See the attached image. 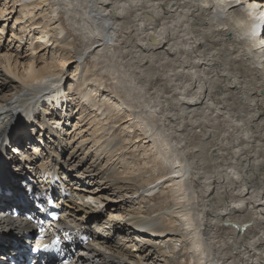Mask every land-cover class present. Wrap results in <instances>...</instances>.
<instances>
[{
	"label": "bare ground",
	"instance_id": "obj_1",
	"mask_svg": "<svg viewBox=\"0 0 264 264\" xmlns=\"http://www.w3.org/2000/svg\"><path fill=\"white\" fill-rule=\"evenodd\" d=\"M0 1V19H15V25L26 23L20 33L14 31L10 37L18 42V48L24 37L41 29V33L27 39L31 53L26 62H18L11 48L0 49V85L5 82L0 87L1 208L15 200L14 195L5 193V185L11 181L4 178L7 173L2 170L5 162L1 157L5 153L12 163L20 160L21 166L23 160L7 154L4 146L24 131L39 130V134L47 128L44 140H48L52 163L48 167L32 163L43 173L48 187L58 180L70 195L61 196L66 201L67 214L62 225L71 232L69 247L77 251L74 264H172L171 260L180 258L187 262L188 254L194 261L191 264H264V0ZM10 1L13 4L7 5ZM18 3L22 8L19 15L15 10ZM60 10H64L62 16ZM64 16L72 27L70 34L63 24ZM5 30L0 27V33ZM76 36L81 40L73 55ZM58 42L65 56L47 57L49 46ZM76 57V71L86 58H91L95 67L107 63L100 69H106L109 75L119 73L122 64H115L118 60L139 69L145 88L160 90L167 98L162 102L166 131H154L153 115L134 109L136 87L131 79L121 81L125 83L124 88L119 86L121 90L114 86L118 90L112 97L99 93V87L81 89L80 105L88 103L95 109L92 135L96 144L86 147L87 138L82 136L75 141V137L84 135L79 119L74 125L79 130L67 141L52 119L51 109L54 102L62 107V112L57 113L60 116L70 109L71 94L62 82L66 63ZM18 63L23 65L22 70ZM86 75H82L81 86L91 84L89 81L101 83L97 77ZM125 105L130 108L126 122H138L140 134L147 138L138 153L149 158L151 151L152 158L144 165L152 171L140 175L146 183L143 186L135 187L138 176L133 173L141 169L134 164L135 156L120 155L119 162H113L122 141L115 142L116 135L106 139L102 135L115 127H107L112 111L121 114ZM147 107L149 104L144 109ZM18 112L20 115H16ZM232 131L237 136L235 144L227 142L230 136L226 132ZM38 146L35 149L40 150ZM94 146L95 153L86 157ZM216 146V155L210 153ZM26 158L32 159L30 154ZM25 164L20 168L24 173L32 169ZM141 187L146 192L142 199L152 200L159 187L169 188L167 192L174 203L167 198L165 207L156 209L155 214L149 208H115L117 201L139 193ZM11 190L19 197L20 189L17 193ZM107 204L109 208L113 206L112 212L105 209ZM129 219L132 226L122 224ZM133 230L140 231L141 237H129ZM115 235L135 240L116 242ZM5 238L16 237L8 232ZM137 238L151 252L141 251Z\"/></svg>",
	"mask_w": 264,
	"mask_h": 264
},
{
	"label": "rangeland",
	"instance_id": "obj_2",
	"mask_svg": "<svg viewBox=\"0 0 264 264\" xmlns=\"http://www.w3.org/2000/svg\"><path fill=\"white\" fill-rule=\"evenodd\" d=\"M1 2V1H0ZM3 2H5V0L3 1ZM10 3H12V1H10V2H7L6 4L7 5H9ZM13 4V3H12ZM22 8H21V5H20V3H18V4H15V10L17 11L18 10V14L17 15H19L20 14V10H21ZM60 11H62V12H60V16H62V14H63V11L64 10H60ZM15 13V15H16V12H14ZM6 18H3V19H0V27H4V28H6V30H5V32H1L0 33V35L3 37H0V49H4V51H5V49L8 47L9 49L11 48L12 49V54H13V56H15L16 55V58H17V60H18V62H20V63H23V61H25L26 60V58H28L29 57V55H30V53H31V51L29 50L30 49V47H29V44H30V42H29V40H27V39H29L30 38V36L33 34V36L35 37V35L34 34H37V33H41L40 32V30L41 29H39L38 31H36V32H32V33H29L28 35H27V37H24L22 40H21V46H19V48H18V42L17 41H11V39H10V37L12 36V32H14V31H16V32H18V33H20L21 32V30H22V27L23 26H25V24L26 23H24V24H22V25H20V24H17V25H15V19L13 20H10V21H7V20H5ZM62 20H63V24L65 25V27L67 28V30H68V34H70V31H69V29H72V27L71 26H69L68 25V22H66L65 21V16L64 17H62ZM72 34H73V36L75 37V31H72L71 32ZM72 37H70V39H71ZM80 37H77L76 36V39H75V49H73V55L74 54H76L77 52V50L79 49V44H80V40L81 39H79ZM10 41H11V45H10ZM35 41H37V37H36V40ZM6 47V48H5ZM51 49V52H50V54H48L47 55V57L48 56H50V57H52L53 55L55 56V59H57V58H60V57H63V56H65L64 55V53L66 52L64 49H62V44H59V42L58 43H55V44H51L50 46H49ZM68 48V47H67ZM41 54H42V52H41ZM115 59V58H114ZM26 61H28V60H26ZM25 61V62H26ZM78 57H76V58H73V59H70V61L69 62H67L66 63V68H65V71H66V74L64 75V81L62 82L63 83V87H65L66 89H67V91L66 92H68L69 94H71L70 95V101L68 102V103H70L69 104V108L70 109H68V111L66 112V111H64V112H66V115H64V114H61V116H60V114L58 115L57 113H61L62 112V107L61 108H59L58 106H57V103L56 102H54L55 103V106L53 105V107H52V109H51V113H52V115H53V120L58 124V126L62 129V131H63V136L67 139V141H70L69 139L71 138V136H73V134L74 133H76L79 129H78V127H76V126H74V125H76L77 123H78V121L80 120H82V123H81V125L79 126V127H81V130H84V135H85V137H84V135L83 134H80L78 137H75V141H77V139L79 138V137H81L82 136V139H85V138H87V144H86V147H88L89 148V146H92V145H95L96 143H94V136L92 135V132L95 130L94 129V127H93V125L96 123V118L94 117L95 115V109H93V108H89L88 107V103H86V105H84V107H82L80 104L81 103H79V102H81L80 101V95H81V89H83V88H87L88 86H89V88L91 87V86H94L93 88H97L98 89V87H99V89L100 90H98V92L99 93H104V94H108L109 93V96H114L115 94H116V91H114V90H118V88H119V90H121V88L120 87H122V88H124L123 86L125 85V83L124 82H126L127 80H131V79H134V80H131L132 82H131V84L134 86V87H136L134 90H133V93L135 94L134 96L136 97V99H135V101H133V103H134V105H135V107H134V109L136 110V111H140V113L141 114H145V115H149V116H152L153 115V117H154V119H155V121H156V116H157V119H158V122L160 123H158V122H155L154 121V123H151L153 126H155V129H154V131H156V132H160L161 130H163L162 128H164V130L166 131V129H167V127L165 126V127H163L164 126V123H163V118L165 117V113L163 112L164 111V107H165V104H162V102H164L167 98L165 97V95L162 93V92H160V90H156L155 88V91H152V89L153 88H151L150 86H148V88H147V86H146V88H145V85H143L142 84V81H143V77H139V69H137V68H130L129 67V63H124L122 60H118V62L117 63H115V64H122V66L119 68V73H117V74H114V75H109L108 73H106V69H100V68H102L104 65H106L107 63H100L99 64V66L98 67H95L93 64H92V60H91V58H86V60L84 61V63H83V66L81 67H79V69L76 71V69H77V64H78ZM14 63V62H13ZM20 63H18L20 66H21V64ZM123 65L125 66V67H123ZM23 66V65H22ZM22 66L20 67V70H22ZM127 67H128V69H127ZM88 69V70H87ZM133 69V70H132ZM86 70H87V72H86ZM131 70V71H130ZM126 71H128V72H126ZM130 71V72H129ZM100 72H102V74H103V76L102 75H100L99 73ZM135 72V73H134ZM87 74L86 75V77H92V78H98V79H100L101 80V85L100 84H98V82L97 83H95V82H91V81H89V83H91V84H88V85H84V86H81V84L83 83V77H82V75L83 74ZM74 75H76L75 77H74ZM81 75V78H79V76ZM127 75H131L130 77H125L124 78V76H127ZM135 75V76H134ZM138 76V77H137ZM137 77V78H136ZM139 78V79H138ZM120 79V80H119ZM122 79V80H121ZM124 79V80H123ZM139 80V81H138ZM2 81V80H1ZM121 81H124V82H121ZM135 82V83H134ZM137 83V84H136ZM4 84H5V82H1V85H0V87L2 88L3 86H4ZM115 84V85H114ZM124 84V85H123ZM136 85V86H135ZM114 86H116V87H118V88H116V87H114ZM120 86V87H119ZM140 86H142V88L140 87ZM139 88V89H138ZM4 89H6V87L4 88ZM153 89V90H154ZM86 90V89H85ZM80 91V92H79ZM137 91V92H136ZM152 92V93H151ZM155 92H157V93H155ZM120 94H123L122 92H119ZM139 94V95H137V94ZM143 93V94H142ZM145 93V94H144ZM150 93V94H149ZM160 93H162L163 95H164V97H163V95H161ZM152 95V96H151ZM155 95V96H154ZM157 95V96H156ZM160 95V96H159ZM98 96V94L97 95H95V97H96V99H97V101H98V99H99V96ZM138 96V97H137ZM140 97V98H139ZM153 97V98H152ZM102 98V97H101ZM139 98V99H138ZM144 98V99H143ZM147 98V99H146ZM150 98V99H149ZM161 100H160V99ZM113 99H115V97H113ZM137 99H138V101H137ZM149 99V100H148ZM144 100V101H143ZM72 101V102H71ZM100 101H102V100H100ZM145 102V103H144ZM79 103V104H78ZM137 103V104H136ZM142 103V104H141ZM147 103V104H146ZM141 104V105H140ZM149 104V108L147 107V108H145L144 109V106H146V105H148ZM44 105V104H43ZM138 105V106H137ZM152 105V106H151ZM163 105V106H162ZM51 106V105H50ZM137 106V107H136ZM143 106V107H142ZM161 106V107H160ZM138 107H139V109H138ZM21 109L22 108H20V111H21ZM85 109V110H84ZM92 109V110H91ZM153 109H155L156 111H154ZM65 110H67V108H65ZM130 110V108L129 107H127L126 105L124 106V108L121 110V114H119V113H117L116 111H112V114H113V117H111L110 118V120H109V124L107 125V127L108 126H115L113 129L111 128V130H110V132L108 133V132H106V133H102V135L103 136H106V137H104L103 139H106L107 137H115V135H116V138H115V142L116 141H118V140H121L122 142H119V143H121V144H123V145H117V148H116V151L114 152V155L116 156H113V159H112V161L113 162H116V163H118L119 162V160H118V157L120 156V155H122V156H125V157H132L131 155H134L135 156V159L133 158V160H134V164H136V168L138 167V168H141L140 170H138V171H136L135 173H133V174H135L136 175V173H137V183H136V185H135V187L137 186V184L138 185H140V184H142V186L143 185H145L146 183H143V181H142V177L140 176L142 173H145L146 171H149V172H151L152 170L150 169V167H148L147 165L145 166L144 165V163H145V160H147V159H150L151 160V151H149L148 152V156H149V158H147V157H144L143 158V156L140 154V153H138L139 151H141L142 150V145L144 144V141L147 139L146 137H145V135L144 134H140L141 133V130H140V125H139V123L138 122H135V124H134V121L133 120H129L128 122H126L127 121V119H128V117H127V113H128V111ZM153 112H152V111ZM83 111V112H82ZM82 112V113H81ZM149 112V113H148ZM20 113L21 112H18L16 115H20ZM148 113V114H147ZM109 114V113H108ZM107 114V115H108ZM157 114V115H156ZM162 116H160V115ZM68 115V117H63V116H67ZM81 116V117H80ZM110 116V115H109ZM159 116V117H158ZM93 117V118H92ZM56 118H62V119H57V120H55ZM68 118V119H67ZM115 118H117V119H115ZM160 118V119H159ZM169 118V117H168ZM79 119V120H78ZM39 120L41 121V118H39ZM114 121H116V124L114 123ZM161 121V122H160ZM77 122V123H76ZM95 122V123H94ZM13 123H15V122H13ZM91 123H93V124H91ZM138 123V124H137ZM155 124V125H154ZM159 126H158V125ZM137 125H139V126H137ZM157 125V126H156ZM161 125V126H160ZM166 125V124H165ZM225 126V125H224ZM223 126V127H224ZM73 127H74V129H73ZM91 127H93V128H91ZM223 127H221L220 128V130L219 131H222V129H223ZM78 129V130H77ZM159 129V130H158ZM224 129H228V126H225L224 127ZM158 130V131H157ZM163 130V131H164ZM130 131V132H129ZM185 131V130H184ZM31 132L29 131V132H26V131H24V132H22V134L21 135H17V136H15V137H13V139L11 140V142H9L7 145H5L4 146V149H5V152L7 153V154H10V153H13V155H17L18 157H19V159H23V160H21V163H22V166H21V164H20V168L21 167H23L24 166V155H26L25 154V149H27V148H29V144L31 143L30 141H32V142H35L34 141V138H33V136H32V134L33 133H31ZM35 133V132H34ZM144 133V132H143ZM169 133H170V131H169ZM227 133V136H230V138H228V140H227V142L229 143V144H232V143H230V142H233V144H235V138L237 137L236 135H234L235 133L232 131V134L230 133V132H226ZM172 134H174V133H172ZM37 135V134H36ZM166 135V134H165ZM175 136H176V134H174ZM62 136V137H63ZM76 136H77V134H76ZM166 136H169V135H166ZM16 137H19L21 140H22V142L24 143V145L22 144V143H17V139L18 138H16ZM129 137V138H128ZM144 137H145V139H144ZM125 138H127V139H125ZM234 138V139H233ZM176 139V138H175ZM127 140H131V141H127ZM142 140V141H141ZM220 140V144H218V145H220L221 146V138L219 139ZM64 141H66V140H64ZM66 141V142H67ZM134 141H136V142H134ZM138 141V142H137ZM140 141V142H139ZM13 142H14V144H13ZM11 143V144H10ZM34 144H36V143H34ZM148 143H146L145 144V146L147 145ZM12 145H14L13 146V148H12ZM136 145H139V147H135ZM127 146V147H126ZM211 146V145H210ZM120 147H123V150L120 148ZM88 148L86 149V150H84L83 152H87L88 151ZM94 148H96L95 146L94 147H92L91 148V150H90V153L91 154H89V153H87V155H86V157H88V158H90L91 157V155L92 154H94L95 152V150H94ZM149 148H151V146H149ZM217 148V146L216 147H211V151H210V153L212 152L213 154H215L213 151H215L214 149H216ZM13 149V150H12ZM94 150V151H93ZM136 150V151H135ZM50 151V147H49V145H48V143H47V148L46 149H42L41 151H40V162L38 163V165H43V166H46V167H48V165H49V163L51 164L52 163V158H49V152ZM127 151V152H126ZM122 152V153H121ZM137 153V154H136ZM30 154V153H29ZM140 155V156H139ZM216 155V154H215ZM133 156V157H134ZM219 156V155H218ZM26 157H27V155H26ZM37 157V156H36ZM108 157V156H107ZM97 158V157H96ZM106 158H104V161H106L105 160ZM137 159V160H136ZM16 160H18V159H16ZM16 160H14L13 161V168H15V167H18L17 165H15L16 164ZM33 160V159H32ZM130 160H131V158H130ZM51 161V162H50ZM161 161V160H160ZM18 162H20V160H18ZM137 162V163H136ZM12 163V162H11ZM42 163V164H41ZM34 163H32V164H29L28 162H26V167H28V166H31L32 167V169H30V168H27L26 170H25V172L26 173H28V174H31V173H29V172H33L31 175H33L34 177H40L41 175H40V169L37 167V165L36 166H34L33 165ZM121 164V163H120ZM160 164V163H159ZM2 165H5V163L4 164H2ZM161 165V164H160ZM143 166V167H142ZM145 167H148V168H145ZM13 168H10V169H12V170H15V169H13ZM158 168H159V170H161L162 168L160 167V166H158ZM36 169V170H35ZM36 172V173H35ZM38 172V173H37ZM76 172V174H78V175H80L77 171H75ZM140 176V177H139ZM62 178H66V176L65 175H63L62 176ZM74 183H75V181H73ZM81 184L82 185H86V186H88L89 184H88V182H81ZM160 188V189H159ZM157 190H155V192L153 193V197H154V199L152 200V199H142V196H144V193H146L145 191H144V189L145 188H143V187H141L139 190V193H134V195L132 194H130V195H127V196H125V198L123 199H121L120 201H117V200H115V201H117V205H116V207L115 208H117L118 206L120 207V209L121 208H123L124 210L125 209H129L130 207L132 208L133 206L134 207H137V209L138 210H143V211H147V209H148V211L150 212H152V214H155V213H157L156 212V209H158L159 207H162V208H164L165 207V204H166V199L168 198V201L171 203V204H173L174 203V201H173V199H171V193L170 192H167V190L169 189V188H164V187H159ZM128 189H130V188H128ZM143 190V191H142ZM130 191H132V190H126V192H129L130 193ZM166 191V192H165ZM125 192V191H124ZM128 193V194H129ZM142 193V194H141ZM166 193V194H165ZM168 195H170L169 197H167ZM139 196V197H138ZM135 199V200H134ZM142 201V202H141ZM196 201V200H195ZM197 202V201H196ZM147 204V205H146ZM149 204V205H148ZM136 205V206H135ZM141 205V206H140ZM157 205V206H156ZM153 206V207H152ZM138 207H141V208H138ZM155 208V209H154ZM105 209H108V211L109 212H112L113 211V206L112 207H108V204L106 205V208ZM210 209V208H209ZM155 210V211H154ZM154 211V212H153ZM150 212V213H151ZM91 214V213H90ZM105 215H108V214H105ZM104 221H106L105 219H103ZM123 220V219H122ZM130 220L131 219H129V221H123V223L122 224H126V225H131V223H130ZM102 223V222H101ZM96 224H94V225H92V227H94ZM132 226V225H131ZM140 232V231H139ZM137 230H133L132 231V233L129 235V237H134V236H138V233H139ZM141 235V234H140ZM139 235V236H140ZM138 236V237H139ZM141 237V236H140ZM139 237V238H140ZM142 237H144V235H142ZM108 239V238H107ZM114 239H115V241L116 242H127V241H130V240H132L133 242H134V238H128L129 240H127V238L126 237H119V236H117V235H115L114 236ZM137 243H138V248L141 250V251H144V252H147V253H149V252H151L146 246H144L145 245V243L143 242V240H141V239H138L137 238ZM104 244L105 245H107L108 243L106 242V239L104 238ZM129 244V243H128ZM137 246V245H136ZM181 247H183V246H181ZM155 255H156V257L158 258H160V256L158 255V254H156V253H154ZM150 255H152L153 256V254H150ZM145 262H147V261H144L142 264H147V263H145ZM188 262H189V264H191V262H194L193 260H192V258H191V256H189V254H188V256H187V262H184V261H182L181 260V258L179 259V260H177V261H174V260H171V263L172 264H188Z\"/></svg>",
	"mask_w": 264,
	"mask_h": 264
},
{
	"label": "snow or ice",
	"instance_id": "obj_3",
	"mask_svg": "<svg viewBox=\"0 0 264 264\" xmlns=\"http://www.w3.org/2000/svg\"><path fill=\"white\" fill-rule=\"evenodd\" d=\"M89 203H91V201H88ZM54 218H57V217H55V215H54Z\"/></svg>",
	"mask_w": 264,
	"mask_h": 264
}]
</instances>
